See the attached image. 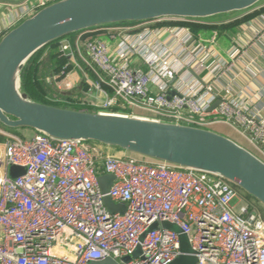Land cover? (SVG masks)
Segmentation results:
<instances>
[{
	"label": "built area",
	"instance_id": "obj_1",
	"mask_svg": "<svg viewBox=\"0 0 264 264\" xmlns=\"http://www.w3.org/2000/svg\"><path fill=\"white\" fill-rule=\"evenodd\" d=\"M60 1L0 3L7 9L0 12V40ZM201 21L156 20L168 33L165 40L156 31L131 34L126 26L67 37L58 53L68 63L46 80L58 91L71 90L70 72L81 73L87 95L102 96L90 103L95 112L143 111L152 119L206 129L226 125L264 161L259 116L237 100L219 98L211 84H199L190 73L197 63L205 67L212 47L195 44L187 27L166 25ZM0 135V264H172L184 254L183 238L197 264H264V218L217 176L139 161L92 142L39 133L25 139L2 129ZM11 166L26 173L13 179ZM106 176L113 177L111 185L102 181ZM105 198L124 212L111 211Z\"/></svg>",
	"mask_w": 264,
	"mask_h": 264
},
{
	"label": "water",
	"instance_id": "obj_2",
	"mask_svg": "<svg viewBox=\"0 0 264 264\" xmlns=\"http://www.w3.org/2000/svg\"><path fill=\"white\" fill-rule=\"evenodd\" d=\"M24 1L0 0V3L21 4ZM263 1L61 0L42 8L7 31L0 40V126L14 131L32 130L58 140L92 142L139 161L217 176L264 207V161L215 130L137 115L42 104L33 100L23 88L25 69L36 54L67 37L99 28L160 19L208 20L249 11ZM191 74L202 83L193 71ZM219 103L217 100L212 110ZM25 173L23 168L10 167L13 179ZM103 180L111 185L113 177L106 176ZM186 246L189 247L183 238L184 254L172 264H191L189 258L197 264L191 249L184 251ZM112 263L107 260L94 264Z\"/></svg>",
	"mask_w": 264,
	"mask_h": 264
},
{
	"label": "crops",
	"instance_id": "obj_3",
	"mask_svg": "<svg viewBox=\"0 0 264 264\" xmlns=\"http://www.w3.org/2000/svg\"><path fill=\"white\" fill-rule=\"evenodd\" d=\"M0 12L7 13V9L1 7ZM198 24L205 28L199 32L197 38L192 34L195 44H202L212 48H209L211 54L206 59L205 67L197 63L190 70L201 78L202 83L192 75L193 79L201 85L211 84L219 93V98L237 100L249 111L256 113L259 119L264 122V4L255 6L246 12L232 13L230 15L202 20ZM126 27L130 28L131 34L150 30L160 33L162 40H165L168 36V33L163 31L164 26L154 22L128 25ZM97 30L99 29L85 31L81 35L84 38L91 37L95 35ZM102 39L107 41L113 48L117 44L109 36L103 35ZM213 39H215V42L211 44L210 42ZM53 49L50 47L45 51L47 52L46 54L51 56L50 60H52L53 55L51 54ZM134 64H140L139 60L137 59ZM215 64L225 65V69L216 70ZM52 71L51 69L49 70V75L52 74ZM68 80L72 82L73 88L66 91L67 93L63 92L61 94L65 96L70 95L74 101L73 104H83L86 108L92 110L90 103L94 104L97 100L102 99L99 93H95L94 97L87 95L88 91L86 89L89 85H86L81 73L74 70L71 71ZM136 115L138 117L151 118L150 114L143 111L137 112ZM223 129L231 131L232 136L229 137V135L223 134ZM212 130L227 136L249 149L243 138L226 125L215 124ZM34 133L32 130H16L15 134L24 136L22 138L26 139L33 136Z\"/></svg>",
	"mask_w": 264,
	"mask_h": 264
},
{
	"label": "trees",
	"instance_id": "obj_4",
	"mask_svg": "<svg viewBox=\"0 0 264 264\" xmlns=\"http://www.w3.org/2000/svg\"><path fill=\"white\" fill-rule=\"evenodd\" d=\"M166 25L174 26V25H179V26H184L187 27L190 32H192L195 37L197 38L199 35V32L204 29L205 27L200 26L199 24L193 23V24H187V23H182V22H174V23H166ZM71 36V38L76 37ZM57 43L47 47L44 49L42 52L36 54V56L30 61L28 66L25 69L24 76H23V88L25 92H27L31 98L39 103L42 104H50L53 106L57 107H67V108H72L74 110H83V109H88L84 105H78V104H69L68 102L74 103L73 99L69 96L63 95L62 98L64 97V102H57L54 100L49 99L51 95H54V91H57V88L54 84H49L46 80V77H48L47 74H41L42 67H43V57H44V52L49 49L50 47L55 46ZM52 62L54 65V72L59 73L63 67L68 63V60L66 58H61V55L57 53L52 54ZM71 68H68L67 71L70 72ZM59 97V96H58ZM0 128L4 131H10L13 133H16L14 130L10 129H5L0 126ZM5 138L0 135V142H4ZM242 195V194H241ZM249 197L245 196V199ZM248 200V199H247Z\"/></svg>",
	"mask_w": 264,
	"mask_h": 264
},
{
	"label": "rangeland",
	"instance_id": "obj_5",
	"mask_svg": "<svg viewBox=\"0 0 264 264\" xmlns=\"http://www.w3.org/2000/svg\"><path fill=\"white\" fill-rule=\"evenodd\" d=\"M263 4H264V1L261 2L260 4H258L257 6H260V5H263ZM59 47H60V42H58L55 46L52 47V48H54L53 50L55 51L54 52L52 50V54L53 53H57L59 51ZM46 53L47 52H45V54ZM45 54H44V57L42 59V61H43V67L42 68L43 69L41 71V74H47L48 75L49 74L48 72H49L50 69L53 70L52 72H54V65L52 64V60H50L51 56H49V54H46V55ZM46 79H47V77H46ZM61 89L64 90V91H58V89H57V91L55 90L54 93H53L54 95H51V97L49 99H51V100H60V99L64 100L65 98L64 97L62 98L63 95L61 93H63V92L67 93L66 91H68V90H66L65 86H62ZM222 133L225 134V135H229V137L232 136L231 135L232 132L228 131V129H223ZM19 136H21V135H19ZM21 137H24V136H21ZM238 140H240V139H238ZM245 144H246V142H245ZM246 145H248V147H249L248 143ZM108 190H109V187L105 186L104 187V191L106 192ZM241 196H242V199L246 200V202H248V204H250L253 208H255L256 211L258 212V214L262 218H264V207L262 205H260L257 201L252 200L250 198H247L248 200L245 199V195H243V194ZM105 203L113 212L123 213L124 210H125L124 206H119L116 203H113L110 198H105ZM237 209H238V207H237ZM156 227L157 226L155 225V226L152 227V229H155ZM184 251L185 252H189L190 251V247H188V246L184 247ZM189 261H190L191 264H193V262H195V260L193 258H189Z\"/></svg>",
	"mask_w": 264,
	"mask_h": 264
}]
</instances>
